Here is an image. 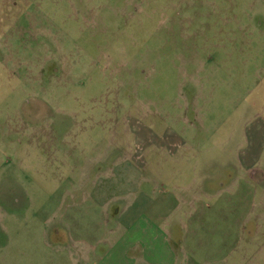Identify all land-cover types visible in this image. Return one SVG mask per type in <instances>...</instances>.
Masks as SVG:
<instances>
[{"label":"rangeland","instance_id":"rangeland-1","mask_svg":"<svg viewBox=\"0 0 264 264\" xmlns=\"http://www.w3.org/2000/svg\"><path fill=\"white\" fill-rule=\"evenodd\" d=\"M256 124L264 0H0V244L18 232L25 261L45 236L59 252L48 234L82 177L237 200ZM259 145L248 180L264 184Z\"/></svg>","mask_w":264,"mask_h":264},{"label":"crops","instance_id":"crops-1","mask_svg":"<svg viewBox=\"0 0 264 264\" xmlns=\"http://www.w3.org/2000/svg\"><path fill=\"white\" fill-rule=\"evenodd\" d=\"M259 126L248 137L257 152L244 154L240 162L238 189L248 193L237 200L224 184L207 190L192 185L187 188L190 195L177 191L174 198L163 197L161 184H152L155 196L141 198L137 184H121L118 178L86 182L82 177L63 189L66 210L48 234L59 252L51 255L52 243L45 236L34 247L40 246L38 254L25 261L17 232L14 252L13 243L3 239L0 244V264H264V184L258 183L263 173L255 171L253 182L248 180L249 173L258 170L257 153L264 139L259 138L264 134ZM109 211L114 224L104 235L101 226Z\"/></svg>","mask_w":264,"mask_h":264}]
</instances>
